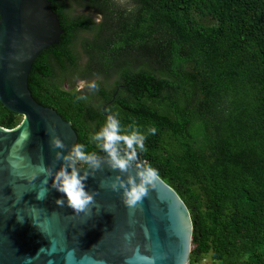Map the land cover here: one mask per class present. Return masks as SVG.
Masks as SVG:
<instances>
[{
    "label": "trees",
    "instance_id": "1",
    "mask_svg": "<svg viewBox=\"0 0 264 264\" xmlns=\"http://www.w3.org/2000/svg\"><path fill=\"white\" fill-rule=\"evenodd\" d=\"M49 1L62 34L32 63L33 98L100 157L109 114L146 135L139 158L188 208L190 264H264V0ZM21 119L0 103L1 126Z\"/></svg>",
    "mask_w": 264,
    "mask_h": 264
},
{
    "label": "water",
    "instance_id": "2",
    "mask_svg": "<svg viewBox=\"0 0 264 264\" xmlns=\"http://www.w3.org/2000/svg\"><path fill=\"white\" fill-rule=\"evenodd\" d=\"M61 34L49 0H0V103L22 116L13 128L0 125V264H190L188 208L161 178L130 207L110 184L135 175L134 165L121 173L102 163L86 181L94 199L79 213L57 206L63 194L50 177L42 184L41 167L62 163L51 136L64 152L78 139L71 122L28 87L33 61Z\"/></svg>",
    "mask_w": 264,
    "mask_h": 264
},
{
    "label": "clouds",
    "instance_id": "3",
    "mask_svg": "<svg viewBox=\"0 0 264 264\" xmlns=\"http://www.w3.org/2000/svg\"><path fill=\"white\" fill-rule=\"evenodd\" d=\"M84 87L95 91L98 83L93 80L80 82L76 91ZM78 100L87 99L86 96H78ZM148 134H155V127L147 129ZM146 135L135 124L124 126L121 124L117 113L109 114L97 131L90 134L89 140L96 146L105 158H101L97 152L89 151L83 143L74 142L66 151V146L58 135L51 136L50 144L58 149L55 159L61 161L60 167L53 170L49 167H41L40 172L45 179L42 184H48L51 178V187L63 194L56 199L57 206L67 205L75 213L83 211L94 199V194L86 189V181L89 176L101 168L102 163L119 172H127L130 166L135 167V175L128 174L126 178L117 175L111 182L113 191L122 190L123 202L127 206H135L138 201L147 194L149 188H153L159 178L158 170L148 161L141 160L139 153L144 152ZM36 179V177H32ZM47 188L42 189L38 198L47 194Z\"/></svg>",
    "mask_w": 264,
    "mask_h": 264
},
{
    "label": "rangeland",
    "instance_id": "4",
    "mask_svg": "<svg viewBox=\"0 0 264 264\" xmlns=\"http://www.w3.org/2000/svg\"><path fill=\"white\" fill-rule=\"evenodd\" d=\"M126 1L127 0H118V2H122V3H126ZM121 3V4H122ZM130 6V5H129ZM81 11L80 10H76V12H74V13H80ZM82 12L83 13H85V14H88V15H91L92 16V18L96 21V22H99L100 21V19H101V16H99V15H97V14H94L91 10H82ZM81 60H82V62H84L85 61V58L84 57H82L81 58ZM97 79V76L95 75V76H92V77H89V78H87V79H84V78H77V80L76 79H74L73 81H71V79L70 80H67V81H64V84H67V86H76L77 87V85L80 83V82H89V81H93V80H96ZM63 84V85H64ZM89 89L87 88V87H84L83 89H81V91H82V93L84 92L85 93V91H88ZM201 264H213L212 263V261L209 259V258H205L202 262H201Z\"/></svg>",
    "mask_w": 264,
    "mask_h": 264
},
{
    "label": "flooded vegetation",
    "instance_id": "5",
    "mask_svg": "<svg viewBox=\"0 0 264 264\" xmlns=\"http://www.w3.org/2000/svg\"><path fill=\"white\" fill-rule=\"evenodd\" d=\"M28 87H29V86H28ZM63 87H64L65 90H68V89H69V87L67 86V84H64ZM29 89H30V88H29ZM30 92H31V89H30ZM83 93H84V92H83ZM85 93H86V92H85ZM85 93H84V94H85ZM31 95H32V92H31ZM32 96H33V95H32Z\"/></svg>",
    "mask_w": 264,
    "mask_h": 264
}]
</instances>
